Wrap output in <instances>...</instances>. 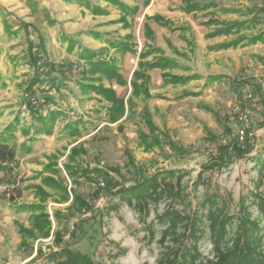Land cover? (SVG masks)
I'll return each instance as SVG.
<instances>
[{
    "label": "rangeland",
    "instance_id": "obj_1",
    "mask_svg": "<svg viewBox=\"0 0 264 264\" xmlns=\"http://www.w3.org/2000/svg\"><path fill=\"white\" fill-rule=\"evenodd\" d=\"M120 1L126 5V0ZM92 2L106 8V13H93L80 0H0V10L6 15L0 14V132L17 113L21 118L17 139L10 142L17 147L16 167L20 164V177L16 183L7 184L0 176V264H59L49 260L47 254L68 244L92 256L97 264H157L164 251L160 241L164 225L155 214L161 213L171 198L158 202L149 200V214L145 216L120 201L116 192L121 186L129 187L140 177L164 169L176 172L167 182H172L180 191L175 205L183 212L197 211L205 215L202 202L213 193L219 204L226 203L231 214L237 215L244 207L251 220H259L263 232L264 221L255 203V194L264 193V66L257 69L260 74L254 76L253 81L246 79V83H242L244 87L239 92L230 81L215 87L211 111L198 106L190 115L178 117L175 105L163 114L153 109L159 121L155 124L153 114L147 109L160 136L159 144L148 147L137 134L139 126L147 129L144 123L140 124V116L146 108L140 111L139 104L133 105L130 98L129 109L125 105V114L120 117V120L125 117L123 124L118 120L117 127V122L109 119L110 102L99 103L93 95L92 101L88 100L89 93L83 92L79 85L88 83L85 75L90 77V64L69 51L67 40L61 36L83 34L82 23H127L129 17L123 14L126 18L120 20L121 15L113 19L114 14H108V7L121 9L120 6L106 0ZM6 20L10 27L8 32ZM23 22L30 25L28 29ZM135 31L140 32V29L136 27ZM27 35L36 43L34 54L38 66L44 68L40 84L35 85L36 97L43 101L45 91L50 90L47 94L56 99L45 105L42 113L61 108L68 120L83 119L78 136L61 130L67 119L57 121L55 133L51 135L31 128L33 118L24 98L36 67L29 61ZM39 35L43 49L38 44ZM72 42L69 41L70 46ZM51 77L64 83L60 92L50 87ZM239 103L250 110L253 135L244 143L248 151L234 156L232 162L220 170L204 171V166L211 164L217 154V145L235 138L240 124L232 117L233 107ZM189 106L192 108L195 103L185 108ZM25 126H30V134L21 130ZM225 126L231 128L230 133L225 131ZM206 129L213 132L215 141L211 137L207 139ZM161 131L170 140H165L163 134L161 137ZM84 134L89 136L79 140ZM32 136L35 140H30ZM27 147H35L36 151L30 153L32 149L29 151ZM53 161L58 172L48 169ZM93 168L106 173L89 172ZM179 172L182 176L177 175ZM48 176L58 185H47L43 178ZM38 187L43 188L45 194L42 195ZM96 189H100L99 192ZM76 194L82 199L77 201ZM22 204H42L43 208L17 210ZM42 210L51 221L47 236L44 231L48 226L40 228L34 217ZM203 220L205 233L198 247L203 258H211L213 241L208 220ZM237 224L235 219L229 226L228 237L233 236ZM149 226L155 232L152 239Z\"/></svg>",
    "mask_w": 264,
    "mask_h": 264
},
{
    "label": "crops",
    "instance_id": "obj_2",
    "mask_svg": "<svg viewBox=\"0 0 264 264\" xmlns=\"http://www.w3.org/2000/svg\"><path fill=\"white\" fill-rule=\"evenodd\" d=\"M194 1L199 7L186 12L183 9L186 5L184 0H126L129 10L135 12L127 14V23H82L80 31L85 34L77 37L62 35L61 38L67 40L66 48L69 51V41L74 42L72 51L80 56L79 59H85L82 52L90 49L96 51L94 59L102 58L114 64L127 83L120 84L105 77L102 83L112 86L119 97H124L126 106L130 97L133 105L139 104L140 111L142 108L148 109L153 114L155 124L159 121L154 117L153 109L163 114L168 107L175 105L178 117L190 115L191 111L199 109L198 106L211 111L215 87L230 81L239 92L244 87L242 83H246V79L253 81L254 76L260 74L257 69L264 66V0ZM114 7H108V14H114L113 19L124 14L117 6ZM210 18L221 23H207ZM136 27L140 29L143 55L137 67H134L130 58L136 51ZM222 28L227 30L217 33ZM255 36L259 40L250 41ZM239 40L238 45H233ZM125 45L129 48L122 51ZM153 62H158V66L149 65ZM135 69L150 76L146 87L149 92L147 97L143 93L139 98L132 94L131 80ZM88 95V100L93 95L99 103L108 102L95 92ZM192 102L195 103L194 107L185 108ZM123 120H120L122 124ZM140 123H144L143 120ZM115 124L118 127V122ZM161 130L166 132L165 128ZM88 136L84 134L79 140H85ZM35 151L34 147L30 153ZM11 174L15 179L20 177V164L12 173L5 175L4 171L0 172L1 177L9 178Z\"/></svg>",
    "mask_w": 264,
    "mask_h": 264
},
{
    "label": "trees",
    "instance_id": "obj_3",
    "mask_svg": "<svg viewBox=\"0 0 264 264\" xmlns=\"http://www.w3.org/2000/svg\"><path fill=\"white\" fill-rule=\"evenodd\" d=\"M80 1L81 4H84L90 8L93 13L103 14L107 11L106 8H102L99 4L95 5L92 0ZM106 1L120 6L124 12V15L133 13V10H129L128 6L120 0ZM184 1L186 2V5L183 6V9L186 12H191L199 7L194 0ZM204 6L205 5L200 6V8H203ZM3 13L4 10L1 9L0 14L5 15ZM124 15H122L120 20L126 18ZM5 22L6 30L8 32L10 30L9 23L7 20ZM206 22L221 23L217 19L211 18ZM23 24L27 27V29L28 26H30L25 22H23ZM226 30V28H222L217 30V33H222ZM39 36L38 44L40 45V48L43 49V40L41 39V35ZM258 40V36L252 37L250 39L252 42H256ZM26 41L28 57L30 58L29 61L36 67V71L26 89L27 97L24 98L25 105L33 118L30 126H32L31 128H34V130L39 133L51 135L55 133L57 121L67 119L68 115L65 114L61 108L47 109V114L45 115L42 113L44 106L50 102L54 103L56 99L50 93L47 94V92H50V90L45 91L46 94L44 93L43 95V101L36 97L38 89L35 88V85L40 84L44 74V68L39 67L37 64V60L35 58L36 53L34 50L36 46L35 41H33L29 35H27ZM240 42L241 40L236 41L233 43V45H238ZM73 48L74 46L71 45L70 50ZM128 48L129 46L125 45L122 47V51H126ZM142 55L143 54L140 53V56ZM82 56H84L83 58H85L90 64V69L88 71L90 77L85 75V80H87L88 83L79 84L82 91H85V93L95 92L96 94H99L103 100L110 102V122H117L120 120V117L125 114L126 108L124 97H119L116 90L112 86H105L102 83V80L105 77L109 80H115L120 84H126L127 82L120 76L114 64H111L109 61H106L102 58L94 59L96 56L94 51L85 49L82 52ZM149 65L158 66V62H153ZM96 74L100 75L96 76ZM138 80L141 81L139 82ZM49 82L51 83L50 87H56L59 89L58 92H60L61 86L64 85V83L60 82V80L57 81V77H51ZM149 82L150 76L148 74L140 73L137 69H135L131 80V85L133 88L132 94L140 95L143 93L147 97L149 92H147L146 87ZM33 100H36L37 102H34ZM127 102L129 109L130 97L127 99ZM141 118L148 128V131L142 129L141 126L138 127L137 134L140 141L147 143L148 147L159 144L160 136L158 135L157 127L153 123L147 110L145 113L143 112ZM83 122L84 121L81 119H77L75 121L67 120L61 130L67 131L69 135L78 136L80 134L79 125ZM20 124V113H17L14 117V120L9 122L0 132V172L4 171L5 175L8 172L12 173L18 164L16 159L17 147L15 144H11L10 142L17 139L16 131L19 129L18 126ZM30 126H25L21 128V130L25 134H30ZM225 131L230 133L231 128L225 126ZM206 132L207 139L209 140V137H211V140L215 141L216 138L214 137L213 132L208 129H206ZM162 134L166 138L165 140H170L166 133L161 131V137ZM34 138L35 137L32 136L30 137V140H35ZM162 139L163 138H161V140ZM246 142H248V139L241 142L237 139V137H235L224 144L217 145V154L212 158L211 164L205 165L203 170H214L215 168L220 170L222 167L229 165L232 162L234 156H242V154L248 151V147L244 145ZM27 148L29 151L32 149V147ZM54 162L56 161H53L48 165V169H50L52 172H58L56 169L57 165ZM67 168L69 171H71V167L69 165H67ZM92 170L102 175H105L104 173H106H102L103 170L99 168L90 169L89 172H92ZM175 173L176 172L174 170H158L148 176L144 175L143 177H140L129 187L121 186L116 192L120 201L133 206L145 216L149 214V200L158 202L160 199L166 197L171 198L170 202L165 205L161 213L155 214L159 223L164 225L163 229L161 230L160 240L164 251L162 252V256L157 264H264V230L261 232L259 220H251L249 212L246 211L244 207L243 211L237 215L231 214L226 203L222 201V204H219L215 197L216 194L213 193L208 194L202 202V207L204 206L206 209L205 215L203 213H198L197 211L183 212L182 209H179L175 205L176 200H178V196H180V191L174 186L172 182H167V178L174 176ZM177 175L182 176V172H179ZM2 179L7 184L16 183V179L12 174L9 178L3 176L1 180ZM43 180L47 185H58V182L53 177H44ZM203 181L205 182V179H203ZM39 190L42 195L45 194L43 188L38 187V191ZM99 190L96 189L95 191L99 192ZM65 191L67 193L66 188ZM255 197V203L261 212L264 221V193H256ZM74 198L77 201L82 199L77 194ZM16 208L20 211L36 210L43 208V205L22 204L18 205ZM56 214V217L59 218V213ZM34 217L37 226L40 228H45L48 226V229L44 231V235H49L51 221L48 217V213H43L42 210L41 213L37 215L35 214ZM204 218L208 220L210 238L213 241L214 256L211 258H203L198 247V241L204 236L205 233L202 226ZM235 219L238 220L237 228L234 230L233 236L228 237L230 233L229 226L234 223ZM154 236L155 232L150 227L149 238L152 239ZM69 245L70 244L61 247L60 250H51L47 254L48 259L53 261L56 260L59 264H97L92 256L81 250H75Z\"/></svg>",
    "mask_w": 264,
    "mask_h": 264
},
{
    "label": "built area",
    "instance_id": "obj_4",
    "mask_svg": "<svg viewBox=\"0 0 264 264\" xmlns=\"http://www.w3.org/2000/svg\"><path fill=\"white\" fill-rule=\"evenodd\" d=\"M143 44L140 37V32L137 31L136 33V51L135 54L131 56L130 61L133 64L134 67H137L139 59H140V53L142 52ZM264 85V83H263ZM35 102H37L35 100ZM250 110L246 107L245 104H236L233 107V119H235L239 124V128L235 133V137L241 142L246 141L249 139L253 132L251 131V119L249 117Z\"/></svg>",
    "mask_w": 264,
    "mask_h": 264
}]
</instances>
